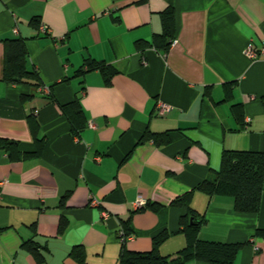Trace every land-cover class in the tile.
Masks as SVG:
<instances>
[{
  "label": "crops",
  "instance_id": "crops-1",
  "mask_svg": "<svg viewBox=\"0 0 264 264\" xmlns=\"http://www.w3.org/2000/svg\"><path fill=\"white\" fill-rule=\"evenodd\" d=\"M167 7L176 30L167 51L139 48L161 32ZM10 38L25 40L27 67L47 91L3 81ZM248 44H264V0H0V138L26 154L9 158L0 147V264H79L70 256L77 245L85 264H117L123 222L128 249L148 251L166 231L159 253L175 256L186 245L179 219L187 209L173 201L190 191L189 206L204 217L201 239L244 243L233 264H264V238L255 235L264 229V178L257 213L197 190L224 150L264 151V52L249 58ZM89 60L115 71L110 83L99 70L78 72ZM75 99L85 117L78 134L60 107ZM157 102L169 110L159 114ZM28 116L38 122L39 152ZM147 131H166L168 143L142 140ZM138 199L145 204L136 208Z\"/></svg>",
  "mask_w": 264,
  "mask_h": 264
},
{
  "label": "trees",
  "instance_id": "trees-1",
  "mask_svg": "<svg viewBox=\"0 0 264 264\" xmlns=\"http://www.w3.org/2000/svg\"><path fill=\"white\" fill-rule=\"evenodd\" d=\"M161 32L155 33L150 42L138 41L136 45L140 48L151 45L160 52L169 48L175 37L174 9L167 7L160 12ZM37 24V22L35 21ZM4 43V64L2 79L6 83H26L34 88H43L40 76L34 68L27 67V49L25 40L22 38L5 39ZM99 70L104 76L105 83H110L115 71L102 62L95 60L85 61L80 67L79 73ZM223 101L232 99V85L223 84ZM51 88V86L49 87ZM208 94V90L205 92ZM31 96L21 95L24 101ZM72 126L73 134H78L85 126V117L78 100L60 106ZM233 117L238 123H243L244 117L239 103L230 106ZM27 125L33 136L39 152L43 146L42 139L36 136L38 122L35 117H27ZM152 139L157 145L166 144L169 141L167 132L159 134L145 132L142 140ZM18 141L0 138V147L5 150L9 158L21 157L26 154L20 153ZM264 178V151H236L224 150L220 159V167L214 177L206 178L197 185V190L212 195H228L233 199V209L243 213H257L260 209L261 194L263 191ZM192 192H187L177 197L173 204L186 207V212L179 219L181 230L186 236V245L177 252L175 256H165L159 253V245L169 235L166 231L161 232L153 239L152 248L148 251H132L127 248L125 242L121 243V250L118 255L117 264H185L188 261H203L214 264H233L235 257L244 243H227L220 241L203 240L199 237V229L204 222L203 215L197 214L189 206ZM64 199V197L62 198ZM62 203V202H61ZM158 208L155 204L150 205ZM67 223L61 219L58 231L62 233ZM127 222H123L124 235L130 234ZM255 235L264 238V229H257ZM26 248L33 249L32 242L25 243ZM36 258L42 260V256L36 252ZM70 256L79 264H85V250L81 245L72 247Z\"/></svg>",
  "mask_w": 264,
  "mask_h": 264
},
{
  "label": "built area",
  "instance_id": "built-area-1",
  "mask_svg": "<svg viewBox=\"0 0 264 264\" xmlns=\"http://www.w3.org/2000/svg\"><path fill=\"white\" fill-rule=\"evenodd\" d=\"M39 29H40L41 32H47V31H48V30H47V27L44 26L43 24L40 25ZM257 51H258V50H257L252 44H248L247 48L244 50L245 54H246L249 58H255V57L258 56L259 51L262 52V53L264 52V44H263V46L261 47V49H260L258 52H257ZM44 90L47 91V88L44 87ZM157 110H158V113H159V114H162V113L166 112L167 110H169V106H168L167 104L163 103V102H157ZM245 121H246V122L249 121V118H246ZM89 126H90V127H94V124L90 122V123H89ZM88 203H89L90 206H97V205L99 204V201H98V199L95 198L93 195H90V196H89V202H88ZM144 204H145V202H144L143 199H138V200L134 203V207L138 208V207H140V206H142V205H144ZM102 216H103L104 218H106V217L108 216V213H107V212H103V213H102ZM119 238H120L121 242H125V241H127L129 238H131V236H130V235L125 236V235H124V231L121 229V230L119 231Z\"/></svg>",
  "mask_w": 264,
  "mask_h": 264
}]
</instances>
